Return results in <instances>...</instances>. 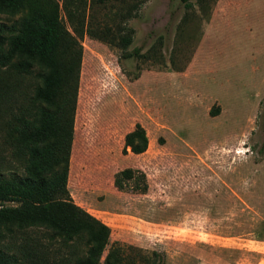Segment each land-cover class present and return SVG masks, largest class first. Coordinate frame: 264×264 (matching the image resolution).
Listing matches in <instances>:
<instances>
[{"label": "rangeland", "instance_id": "obj_1", "mask_svg": "<svg viewBox=\"0 0 264 264\" xmlns=\"http://www.w3.org/2000/svg\"><path fill=\"white\" fill-rule=\"evenodd\" d=\"M88 1L87 18L96 33L98 26L111 28V45L82 38L69 192L111 225L104 254L119 240L163 250L167 264H264V159L255 161L264 137L257 124L264 99V0H208L204 6L191 0V9L182 0ZM14 17L0 14V22ZM62 18L69 26L63 11ZM125 34L132 38L123 50L118 39ZM135 48L147 56L122 58L129 72L143 68L130 80L117 56ZM112 106L123 114L117 126L138 117L163 145L155 152L159 161L143 169L154 182L153 195L121 192L113 184L114 172L126 164L123 146L117 161L111 157L116 137L106 110ZM176 143L188 148L187 158L177 154ZM3 170L21 172L8 161ZM94 171L111 193L91 181ZM231 187L240 204L215 202ZM0 247L19 256L35 250L40 264L70 260L46 228L0 233Z\"/></svg>", "mask_w": 264, "mask_h": 264}, {"label": "trees", "instance_id": "obj_2", "mask_svg": "<svg viewBox=\"0 0 264 264\" xmlns=\"http://www.w3.org/2000/svg\"><path fill=\"white\" fill-rule=\"evenodd\" d=\"M92 1L105 4L110 0ZM182 1L185 9L194 7L191 0ZM196 1L204 6L208 0ZM88 5V0H0V14L16 16L10 23L0 22V152H4L0 153V233L46 228L49 240L66 249L67 264H167L163 250L119 240H112L104 254L111 225L75 203L68 190L84 54L82 38L88 35L111 45L106 39L111 28L101 25L96 33L87 18ZM114 13L119 15L120 9ZM131 38V34L119 37L123 50ZM132 56L143 59L147 52L135 48L117 56L122 72L135 80L143 68L138 65L136 71L129 72L121 63L122 58ZM262 105L257 124L264 132V99ZM218 110L211 108L210 113L215 115ZM262 139L256 162L264 159ZM147 148V129L136 123L124 136L122 152L139 154ZM7 161L21 172L6 175L3 166ZM113 184L121 192L134 194L149 188L142 168L114 172ZM36 254L33 250L19 256L0 247V264H20L23 260L40 264Z\"/></svg>", "mask_w": 264, "mask_h": 264}, {"label": "crops", "instance_id": "obj_3", "mask_svg": "<svg viewBox=\"0 0 264 264\" xmlns=\"http://www.w3.org/2000/svg\"><path fill=\"white\" fill-rule=\"evenodd\" d=\"M118 109H116L115 106H112V107H109L106 110V115H107V119H108L107 120V122H108L107 125L111 126L113 128L112 135L114 134L115 137H116V146H114V152H112L111 157L114 156L115 159L114 158L113 159L117 161V159L119 157L118 156V150L121 149L122 146L124 145V136L128 132L133 130V128H134L136 123H140V124H142L145 127V129H147V132H148V148L146 150H144L143 152L139 153V154H134V153H131V152H128L127 154H121L120 158L126 164L123 167L126 166V167H133V168H139V169L142 168V169L147 170L146 169L147 162L150 163V162H154V161L155 162L159 161L160 158L155 157V152H159V150L162 149L163 145L160 144V142L158 141L157 138L154 139L155 137L153 138L151 136L150 130H148L147 126L142 121V119H139L138 117L134 118L131 121H128L124 127L122 125L121 126H117L116 123L120 122L121 119H119V118H121L123 116V114H121L120 117L118 116V113H119V112H117ZM115 126H117V127L115 128ZM109 134H111V132H109ZM176 144L179 145L178 148L180 149V147H181L180 144L179 143H176ZM71 149H72V147H71ZM177 154L182 156L181 159L182 158H187L190 155L188 148H186L185 146H182V148L180 150H178ZM70 161H71V154H70ZM71 172H72V161H71V166L69 168V173H68V181H67L68 190H69V179H70ZM96 172L97 171H94L93 174H91L89 176L91 178V181L98 182L97 185L101 188V190L104 193H107V194L111 193L110 190L108 189L107 182H106V185H102L99 182V180H100L101 176H103V174L102 173L101 174H97ZM146 174H147V179H148V184H149L148 191L145 192V193L138 194V195L150 196V195H153L152 193L156 191L154 189V187H155L154 186V182L148 176V173H146ZM203 186L205 187V182L199 181L200 189L203 190ZM72 194L74 196V193H72ZM220 194H221V198H220V195H219L216 198L215 202L220 200L219 202L221 203V205H237V204H240V202H241V197L239 196V194L236 193V191L234 190L233 187H231L227 191L225 190L223 193L221 191ZM80 199H82V198H80ZM206 199H207V194L203 196V198L199 202V205H205L206 201H207ZM82 201L81 200L80 201L75 200L74 202L78 203L80 205H87V204H84Z\"/></svg>", "mask_w": 264, "mask_h": 264}]
</instances>
